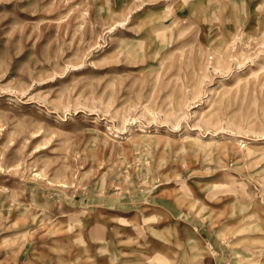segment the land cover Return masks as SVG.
<instances>
[{
	"label": "rangeland",
	"instance_id": "obj_1",
	"mask_svg": "<svg viewBox=\"0 0 264 264\" xmlns=\"http://www.w3.org/2000/svg\"><path fill=\"white\" fill-rule=\"evenodd\" d=\"M0 264H264V0H0Z\"/></svg>",
	"mask_w": 264,
	"mask_h": 264
}]
</instances>
